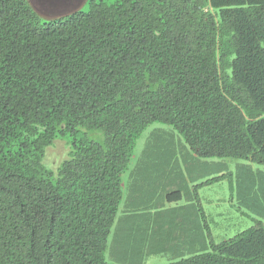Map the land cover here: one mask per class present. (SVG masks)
<instances>
[{
  "label": "trees",
  "instance_id": "trees-1",
  "mask_svg": "<svg viewBox=\"0 0 264 264\" xmlns=\"http://www.w3.org/2000/svg\"><path fill=\"white\" fill-rule=\"evenodd\" d=\"M83 5L46 17L30 0H0V264H113L105 251L122 180L150 125L164 140L178 133L197 158L264 167V0ZM59 139L69 150L50 168ZM197 198L191 211L205 221ZM204 228L209 244L194 233L203 251L166 264H264V221L218 242Z\"/></svg>",
  "mask_w": 264,
  "mask_h": 264
},
{
  "label": "rangeland",
  "instance_id": "rangeland-1",
  "mask_svg": "<svg viewBox=\"0 0 264 264\" xmlns=\"http://www.w3.org/2000/svg\"><path fill=\"white\" fill-rule=\"evenodd\" d=\"M34 1L46 16H57L61 9L66 8L86 9L84 0L54 1L53 9L47 0ZM157 126H148L137 139L122 180L123 195L105 251L107 261L113 264H166L181 256L203 251V241L197 239L194 233L202 230L209 244L207 230L203 229L206 223L211 228L213 239L218 242L252 226L256 220L264 221V196L259 189L264 185V167L244 158H197L178 133L173 130L176 138L164 140L161 134L155 132ZM89 136L101 140L102 133L91 131ZM64 140L68 142L66 138ZM64 140H56L48 148L44 162L50 168H56L67 156L69 148ZM158 150L161 155H154ZM142 172L148 176L144 175L141 179ZM220 175L227 176L220 181L208 182ZM135 178L142 180L143 185L139 186L140 189L145 188L143 192H137L133 187ZM151 178L157 185L150 186ZM252 178L255 183L251 182ZM247 181L252 185L248 184L251 187L245 193L242 186ZM177 190H181V199L170 201L168 194ZM134 197L145 201L133 202ZM196 198L204 207L205 221L198 210L194 208L191 211ZM184 206L187 217L182 216ZM159 213L163 217L166 215L164 223L155 221ZM197 220L201 228L197 227ZM135 247L137 255L136 251L133 252Z\"/></svg>",
  "mask_w": 264,
  "mask_h": 264
},
{
  "label": "clouds",
  "instance_id": "clouds-1",
  "mask_svg": "<svg viewBox=\"0 0 264 264\" xmlns=\"http://www.w3.org/2000/svg\"><path fill=\"white\" fill-rule=\"evenodd\" d=\"M31 1V3H32V5L40 12V10L38 9V7H37V2L36 1H34V0H30ZM48 1V4H50L51 6H52V9L53 8H55V2L54 1H56V2H59L58 0H47ZM70 1H72V0H70ZM84 2H85V0H84ZM84 4V3H83ZM79 8H81V7H79ZM78 8V9H79ZM69 8H66V9H64V10H62L61 9V11H60V13H59V15H63V14H66V13H71L72 11H75V10H68ZM78 9H76V10H78ZM62 12H64V13H62ZM41 13V12H40ZM54 13V12H53ZM42 14V13H41ZM42 15H44V14H42ZM46 16V15H45ZM52 16H55V15H52ZM52 16H46V17H52ZM58 16V15H57Z\"/></svg>",
  "mask_w": 264,
  "mask_h": 264
},
{
  "label": "crops",
  "instance_id": "crops-1",
  "mask_svg": "<svg viewBox=\"0 0 264 264\" xmlns=\"http://www.w3.org/2000/svg\"><path fill=\"white\" fill-rule=\"evenodd\" d=\"M137 203V202H136Z\"/></svg>",
  "mask_w": 264,
  "mask_h": 264
}]
</instances>
